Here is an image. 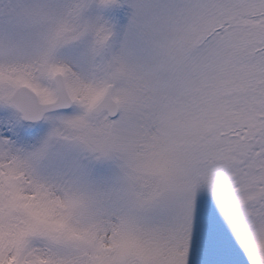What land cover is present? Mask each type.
<instances>
[{
	"label": "snow or ice",
	"instance_id": "obj_1",
	"mask_svg": "<svg viewBox=\"0 0 264 264\" xmlns=\"http://www.w3.org/2000/svg\"><path fill=\"white\" fill-rule=\"evenodd\" d=\"M0 264H264V0H0Z\"/></svg>",
	"mask_w": 264,
	"mask_h": 264
}]
</instances>
